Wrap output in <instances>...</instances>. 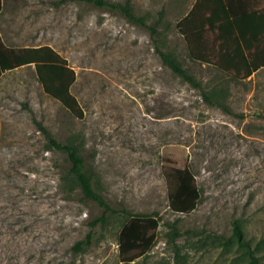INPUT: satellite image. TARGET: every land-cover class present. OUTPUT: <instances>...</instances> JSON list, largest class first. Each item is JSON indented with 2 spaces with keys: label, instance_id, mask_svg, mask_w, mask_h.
Instances as JSON below:
<instances>
[{
  "label": "rangeland",
  "instance_id": "obj_1",
  "mask_svg": "<svg viewBox=\"0 0 264 264\" xmlns=\"http://www.w3.org/2000/svg\"><path fill=\"white\" fill-rule=\"evenodd\" d=\"M128 2L137 21L72 0H3V37H41L67 61L83 119L45 96L30 67L1 78L0 264H121L123 211L159 219L155 246L133 264H246L235 222L264 264V68L233 83L191 64L175 25L193 0ZM158 52L176 57L201 92ZM39 125L78 149L110 208L104 223L91 227L102 210L83 199L66 155ZM174 164L190 170L201 193L188 215L168 208L162 170Z\"/></svg>",
  "mask_w": 264,
  "mask_h": 264
},
{
  "label": "trees",
  "instance_id": "obj_2",
  "mask_svg": "<svg viewBox=\"0 0 264 264\" xmlns=\"http://www.w3.org/2000/svg\"><path fill=\"white\" fill-rule=\"evenodd\" d=\"M92 4L97 8L119 11L130 21H137L130 8L128 0L123 4L110 3L105 0H72ZM212 4L211 10L205 7L206 0H195L186 16L175 25L178 35L182 38L187 60L193 65H204L223 74L229 82L240 83L264 68V10H257L254 15L253 32L245 39L244 34L235 38L232 48L224 44L220 38L221 21H217V1L208 0ZM262 7L257 0L255 9ZM2 8L0 0V10ZM141 23V20H139ZM249 39V40H248ZM163 63L174 75L191 88L201 92V86L191 74L170 53L158 52ZM225 61V62H223ZM33 66V73L42 93L59 103L71 116L83 119V112L77 100L71 94V87L75 83L74 71L67 61L55 50L48 46L39 48H8L0 38V76L6 72L21 67ZM213 95H215L213 93ZM203 101L212 105L211 100L201 93ZM40 132L47 138L50 145L66 155L69 163V175L77 184L83 199L96 204L101 210V216L91 223L106 221V213L110 208L102 196L95 192L91 178L85 171L84 161L76 146L55 142L47 130L39 125ZM162 175L167 184V202L169 210L178 215L192 213L200 200L201 193L196 185L194 175L185 167L166 165ZM126 218L122 222L117 235L118 260L121 264H133L145 257L155 246L159 219L151 216L130 215L123 211ZM173 238L178 237L176 230H171ZM90 236L84 241L75 243L73 249L80 251L82 246L89 245ZM232 238L235 240L246 264H259L254 250L243 238L237 222L233 224Z\"/></svg>",
  "mask_w": 264,
  "mask_h": 264
},
{
  "label": "crops",
  "instance_id": "obj_3",
  "mask_svg": "<svg viewBox=\"0 0 264 264\" xmlns=\"http://www.w3.org/2000/svg\"><path fill=\"white\" fill-rule=\"evenodd\" d=\"M221 1V0H220ZM259 3H261L260 8L255 9V6L257 4V0H222L220 3L217 1L216 9L217 11V21H221L219 25L220 26V38L224 40L225 46H229L228 48H232L233 42L236 37L239 36V34H244L245 39L248 38V36H251L253 29L252 26L254 24V15L257 10H264V0H258ZM195 3V0H193L192 5L190 6L188 12L191 10ZM2 8L0 10V18H9L8 13H4V3L3 0H1ZM30 6L25 5L21 8V12L23 11H30L27 10L29 9ZM205 7L208 10H211L212 4L206 0ZM211 7V8H210ZM187 12V13H188ZM185 14L184 16H186ZM181 20V19H180ZM15 25V24H14ZM12 26V25H11ZM0 38L2 43L8 47V48H39L44 45L41 37H35L31 39H25V38H17L13 34H11L8 38H4L3 35L0 32ZM6 40V41H5ZM249 40V39H248ZM50 47V46H48ZM52 48V47H50ZM53 49V48H52ZM225 62V61H223ZM33 70V66H29ZM202 67H205L202 65ZM21 68H27V67H21ZM18 68V69H21ZM17 70V69H14ZM11 70V71H14ZM11 71H6L0 76V80L5 75L7 72ZM1 108V105H0Z\"/></svg>",
  "mask_w": 264,
  "mask_h": 264
}]
</instances>
